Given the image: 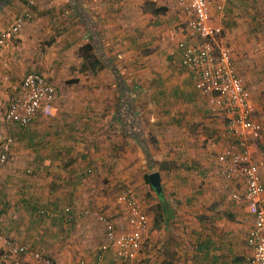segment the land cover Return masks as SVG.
I'll return each mask as SVG.
<instances>
[{"label": "crops", "instance_id": "crops-1", "mask_svg": "<svg viewBox=\"0 0 264 264\" xmlns=\"http://www.w3.org/2000/svg\"><path fill=\"white\" fill-rule=\"evenodd\" d=\"M207 1L211 24L222 29L221 42L234 50L245 44L241 33L248 36L247 28H242L239 22L238 28L230 27L228 21L240 20L239 4L246 0ZM34 2L37 8L32 11L22 0H0V33L22 12L32 11L31 22L3 49L0 85L11 86L10 97L16 91L27 70L33 68L27 50L39 28L59 19L41 12L45 8L55 11L62 5L65 14L60 16L71 22L65 28L74 30L71 25L76 23L77 28L78 20L84 37H92L94 33L99 39L102 36L100 41L104 44L100 52L105 58L95 56L104 68H109L103 63L106 59L111 66L118 62L129 69L121 80L134 99L132 115L138 124L132 126L133 131L143 137L148 152L141 149L135 138H129L128 128L116 120L122 106L114 76L105 77L110 85L107 87L100 76L86 77V82L81 77L80 104L75 106L70 96L64 97L57 85L39 73L58 89L51 117H40L21 128L7 123L5 111H0V121L6 123V137L15 138L8 161L23 162V167L30 169L29 175H24L27 177L14 173L9 166L10 172H5L3 182L12 180L14 186L0 187V196L4 197L0 199V232L17 244H27L42 252L54 264H96L99 248L107 244L108 228L116 233L131 230L124 205L107 201L105 207L96 199L93 202L83 190L85 178L95 171L93 163L107 164L102 154L83 160L84 148L97 147L105 135H110L113 149L128 144L132 149L139 148L138 157L144 159L140 187L144 195L135 196L148 217V229L142 248L133 259L136 264H244L249 253L246 239L254 217L242 199L244 183L226 174L217 162L221 152L230 147L240 151V146L227 132L225 117L214 112L212 98L196 89L192 73L181 66V45H196L198 40L186 31L187 17L178 1ZM259 40L251 38L255 43ZM249 58L246 57V62ZM32 72L35 71H29ZM244 80L247 85V79ZM85 83H93L97 88L91 93ZM250 96L253 117L264 128V107L256 102L255 93ZM107 98L113 99L111 111L104 107ZM247 139L252 158L260 159V144ZM112 155L115 157H110L114 160L111 165L118 157L113 151ZM154 172L159 175L160 195L145 182V176L148 180V175ZM91 204L107 217V224L82 216L83 209ZM40 210L46 215H39ZM103 258V264H122L111 244ZM19 264L31 262L23 257Z\"/></svg>", "mask_w": 264, "mask_h": 264}, {"label": "built area", "instance_id": "built-area-1", "mask_svg": "<svg viewBox=\"0 0 264 264\" xmlns=\"http://www.w3.org/2000/svg\"><path fill=\"white\" fill-rule=\"evenodd\" d=\"M185 13L186 31L194 36L196 45H181V66L192 73L196 89L211 97L213 110L225 117V128L237 139L240 151L230 147L221 152L217 162L226 174L242 181L245 193L242 196L254 217L246 243L249 253L244 264H264V128L254 119V108L250 92L246 89L233 64L230 49L221 42L222 29L211 24L210 3L207 0H177ZM232 1V0H222ZM33 5V2H29ZM32 20V11L25 10L13 24L0 33V59L7 43ZM57 98L55 87L41 74L25 75L9 99L4 119L7 123L24 128L34 120L53 115ZM261 146L260 159L254 160L248 149V139ZM13 140L9 137L0 145V167L7 163ZM91 173L89 169L87 171ZM240 200L241 197L233 195ZM127 211L130 231L116 233L113 228L106 231L107 244L99 248L96 264H103V255L111 244L122 259V264H136L133 259L140 252L148 217L134 193L124 191L118 198ZM39 215H46L39 211ZM83 217H92L98 223L107 224L108 219L97 210H83ZM0 264H19L26 257L31 264H54L52 259L27 244H17L0 232Z\"/></svg>", "mask_w": 264, "mask_h": 264}, {"label": "rangeland", "instance_id": "rangeland-1", "mask_svg": "<svg viewBox=\"0 0 264 264\" xmlns=\"http://www.w3.org/2000/svg\"><path fill=\"white\" fill-rule=\"evenodd\" d=\"M29 1L34 2L38 0H22L23 5L29 7L32 11H34L37 6L35 5V2L33 3V5H30ZM63 9L64 6L61 5L59 6V9L55 11H53L51 8H45L41 12L46 13L48 16L51 13V18L59 19L56 20L55 23H50V21H48L43 24L44 26L42 28H39V34L35 37L34 42L27 50V53L31 55L30 62L33 65V68L27 70V73L34 70L35 72L42 73L43 75L47 76L55 85L58 86L59 89H61L64 97L68 99L70 96L73 105L79 106L81 90L79 81L81 77H83V80L86 82V77L88 79H91L93 77L100 76L103 78V86L107 87L110 85L107 84V80L105 77H113V73L109 68H102L95 72L92 70V66L91 64H89V62L92 61V57L96 58L95 55H97V52L94 49L91 52H86L82 48L85 44H87L85 42L87 38L88 44H92V37H84L85 34L82 30H80V21L78 20H76V22L78 23L77 28L75 26L76 23H73L71 25L72 27H74V30L69 31V28H65L66 26L69 27V24L71 22H69V19H65L60 16L61 14H65ZM239 11L241 13L239 16L240 20H229V26L238 28L239 25L237 22H239L242 28H247L246 31L249 34L248 36H246L244 34L245 32L241 33L242 35H244L246 43H242L240 47H237V49L234 50L232 46L230 48V46L228 45L227 47L230 49L232 54L234 64L233 67H235L237 74L241 78L243 84L245 82L244 79H247L248 84L245 85V87H248L247 89L249 90L251 95L252 93H255L257 95L256 102L264 107V0H246L245 2H241L239 4ZM39 31H42V33H40ZM253 36L256 40L260 39V42L255 43L251 41V38H253ZM101 37L102 36H100V39H102ZM30 39L31 37L29 38V43ZM100 39L99 42L101 43ZM103 44L104 43L102 42L101 45ZM108 51L110 52L109 49ZM139 51L140 53L143 52L142 46L139 47ZM247 56L251 57L249 58V62H246ZM236 58L239 62L235 60ZM115 59L117 60L116 57ZM249 59H247V61ZM112 65L121 77H125L128 74L129 69L127 68L126 64H118L117 62ZM85 84L88 86L89 92L91 93L97 88V86L93 83ZM249 86H252V88L249 89ZM10 89L11 86L9 85H6L4 87L1 86L0 91H2V93L0 92V111L4 112L7 108L8 101L11 95ZM258 91L260 94L258 93ZM109 96L111 97V95ZM112 103L113 99L107 98L104 103V107H106L105 109L111 111L114 107ZM107 122H109V119L107 120ZM0 126L3 127L1 129L2 132H0L1 145L7 139V132L4 128L6 126V123L4 121H0ZM9 137L13 140L14 144L15 138H13L12 136H8V138ZM109 140L110 135H105V139L99 141V143L96 144L97 147L88 146L87 148H84V150L86 151L85 153H83L85 158H82L83 160L86 158L91 160L95 159L96 155L101 156L102 154L107 160V164H99L96 161L93 163V168L95 171L91 176H87L85 178L86 184L85 188L83 189L87 192L85 194L89 198H91L93 202L94 199H96L102 205H105V207H108L107 201H110L115 205H119V196L124 191L129 190L130 188H134L133 193H135L134 195H136L137 197L139 196L142 198L144 195L143 190H141L140 188L143 185L142 176L143 172L145 171L142 164L144 163V159L138 157V153L140 152V150H138L139 148L137 147L138 149L135 150L130 148L129 145L126 144L123 146L121 145L119 149L116 150L111 147ZM112 151L113 154H118V157L117 160L111 165V161L114 160H112L110 157H115V155H112ZM8 166L11 168V170H15L14 173H19L23 177H27L24 175H29L28 172L30 171V169L28 167H23V162L14 164V160L9 159L7 163L0 167V187L6 188L7 185V188H9V185L11 187L14 186L12 180H7L6 183L3 182L5 181L4 175H7L6 173L10 169ZM2 198L4 197L0 196V199ZM87 209L96 210L97 208L95 205L91 204V206H88V208H85L83 210ZM85 218L94 219L92 217ZM1 253L2 252L0 251V257ZM52 261L54 263V260Z\"/></svg>", "mask_w": 264, "mask_h": 264}, {"label": "trees", "instance_id": "trees-1", "mask_svg": "<svg viewBox=\"0 0 264 264\" xmlns=\"http://www.w3.org/2000/svg\"><path fill=\"white\" fill-rule=\"evenodd\" d=\"M157 11H159V9ZM155 12H156V10H155ZM82 48L86 52H91L94 49L99 56H102V58H105L104 54L102 52H100L101 51V43L99 42L98 36L95 33L92 34V44L91 43L90 44L87 43ZM99 62H100V59L99 58H95V57H92V61L89 62V64H91L92 70L94 72L104 68L102 66V64L99 63ZM103 63L110 68L111 72L113 73V76L118 81V92H119V95H120V106H122V107H120V112L118 113V115L116 117V120L117 121H122L123 128H128V132L129 133L126 132L127 136H129V138L130 137L131 138L132 137L135 138L137 140V142L139 143V145L141 146V149L146 153V152H148V149L145 146V142H144L143 137H141L139 135V133H134L133 129L135 127L134 128L132 127V126H137L138 123H137V120H135V118L132 115L134 99L132 98L131 92L128 89L127 85H125L122 82V80H121L122 78L117 73L115 68L113 66L109 65L108 61L106 59L104 60ZM125 131H126V129H125ZM145 182L148 183L147 175L145 176Z\"/></svg>", "mask_w": 264, "mask_h": 264}, {"label": "water", "instance_id": "water-1", "mask_svg": "<svg viewBox=\"0 0 264 264\" xmlns=\"http://www.w3.org/2000/svg\"><path fill=\"white\" fill-rule=\"evenodd\" d=\"M148 182L150 186L154 189L156 194L160 195L162 189H161L159 175L156 172L151 173L150 175H148Z\"/></svg>", "mask_w": 264, "mask_h": 264}]
</instances>
